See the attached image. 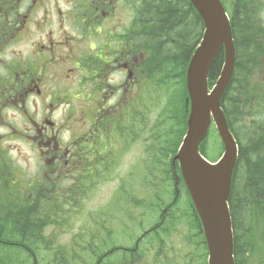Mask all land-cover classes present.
<instances>
[{"label":"rangeland","instance_id":"obj_1","mask_svg":"<svg viewBox=\"0 0 264 264\" xmlns=\"http://www.w3.org/2000/svg\"><path fill=\"white\" fill-rule=\"evenodd\" d=\"M29 1L25 0V6ZM85 2L86 0H44L35 17L40 20L44 15L51 18L46 26L41 22L42 31L53 29L57 37L62 30L67 31L68 35L81 36V27L76 30V20L71 14L78 13L82 18ZM225 2L229 14L231 1ZM118 12L129 25L133 18L131 6L128 3L125 6L121 4ZM261 15L264 23L263 11ZM29 36L6 45L5 50L3 45L0 52H4L0 56L16 57L20 51L31 49L34 42L39 40L40 33L31 38ZM180 64L182 65L177 61L172 71L166 69L162 72L164 78L171 74L169 77L172 84L176 82L172 77L177 74L175 69H178ZM2 70L0 66V72ZM148 72L149 77L141 85L136 127L131 123L130 140H127L128 126L123 122L118 129H112L103 137L102 148L108 158L105 168H101L98 159H92L95 160V174L86 176L85 181L76 183L73 177L71 180H60L58 188L62 192V207L69 215L68 220L62 222V225L51 223L47 226L43 231L47 240L42 245L48 249L43 248L44 251L39 254L37 261L26 258L23 264H60L59 259L64 256L68 258L67 264H95L99 255L94 256L90 252L88 248L91 245L99 246L103 252L110 251V259L115 264H122L125 259L121 251L110 250L113 245L124 246L130 253L134 249L143 254V260L136 261L137 264H207V248L196 227L186 186L181 180L177 194L174 184L179 176H169L166 173L170 156L165 155L166 151L163 153L162 149L171 150L174 146V137H171L173 130L162 117L169 93L165 95L157 92L154 77L149 70ZM67 82L71 81L64 79L62 84ZM175 87L173 85V92ZM78 98L71 100V104L74 110L80 113L81 101ZM28 103L30 110L34 112L35 98H30ZM37 105L41 111V102L37 101ZM65 105L66 103L54 116L63 124L67 123L63 122L65 117L62 115ZM39 116L34 118L39 121ZM7 117L9 127L0 129V134L4 135L2 147L7 153L6 160L9 161L10 158L19 169L16 171L18 176H14L12 172L13 176H8V179H14V192L26 200L29 196V186L32 184L30 182L41 181L45 177L33 176L42 166L38 151L29 139L12 129L13 127L23 131L30 125L29 120L14 108L7 110ZM73 124L74 131L81 128L78 119ZM236 127L238 132H242L239 124H236ZM122 133L125 135L122 136ZM71 134V130L65 129L61 131V138L68 140ZM202 152L212 161L218 160L224 152L222 140L214 125L203 142ZM98 156L101 160V156ZM103 173L104 176H98ZM69 186L71 188L66 189ZM155 193L161 197L159 201L154 200ZM9 200V196L0 191V201ZM125 258L126 262L131 263L130 254Z\"/></svg>","mask_w":264,"mask_h":264},{"label":"trees","instance_id":"obj_2","mask_svg":"<svg viewBox=\"0 0 264 264\" xmlns=\"http://www.w3.org/2000/svg\"><path fill=\"white\" fill-rule=\"evenodd\" d=\"M230 1L236 66L222 106L239 144V157L229 197L235 263L264 264V23L261 15L264 12V0ZM23 3L24 0H0V49L14 31ZM137 12L138 48L150 51L144 67L151 68L149 71L154 77L157 92L165 95L169 93L162 117L173 130L171 137H174V146L171 150L162 149L163 153L166 151L165 155L170 156L166 173L169 176H181L179 167L173 163V157L184 136L189 114V107L186 106V69L203 35L204 24L190 0H137ZM224 59L222 50L209 72L210 86L220 76ZM177 61L182 65L175 69L177 74L172 78L176 82L172 84L171 74L164 78L162 72L166 69L172 71ZM173 85L176 86L174 92ZM236 124L240 125L242 132L237 131ZM127 126V140H130V116ZM5 155L7 153L4 151L0 153V157L5 158L3 167H0V191L7 194L10 200L0 201V264H23L26 258L35 262L39 254L48 249L42 245L47 240L43 236L45 228L51 223L62 225L69 217L62 207V192L58 188L61 183H52L45 178L30 182L29 196L24 200L14 192V179H10L11 182L8 179V176H13L15 164L10 158L7 161ZM85 177L77 176V181H84ZM153 197L156 201L161 199L156 193ZM155 205L156 202L153 207ZM193 216L206 247L201 222L195 210ZM88 249L94 256L99 255L95 264H115L110 259V251L103 252L96 245ZM110 250L122 252L125 259L122 264H137L136 261L143 260V254L134 249L130 253L124 246L113 245ZM127 254H130L131 263L126 262ZM61 258L60 264L68 263V258Z\"/></svg>","mask_w":264,"mask_h":264},{"label":"flooded vegetation","instance_id":"obj_3","mask_svg":"<svg viewBox=\"0 0 264 264\" xmlns=\"http://www.w3.org/2000/svg\"><path fill=\"white\" fill-rule=\"evenodd\" d=\"M43 3L30 0L19 10L14 31L3 44L5 50L21 37L40 33L31 49L20 51L16 57L0 56V129L9 127V108L20 111L30 125L23 131L12 129L29 139L38 151L42 166L33 176H44L57 184L67 176L65 180L73 177L77 183V176L95 174L92 159H98L102 169L108 163L102 148L104 136L121 123L127 124L129 116L136 127L140 85L151 69L144 67L148 49L138 48L137 0H86L82 18L78 13L71 14L76 30L81 27V36L62 30L59 37L53 29L42 31V23L48 25L51 18L35 17ZM126 3L133 11L129 25L118 12ZM64 79L71 82L62 84ZM32 97L34 112L28 103ZM75 98L81 101L80 113L71 104ZM37 101L41 102V111ZM65 103L62 115L67 123L63 124L54 116ZM38 115L39 121L34 118ZM77 119L81 128L74 131ZM65 129L72 131L68 140L61 138ZM3 138L0 134V153L6 152ZM4 160L0 157V167ZM16 171L17 166L12 169L14 176H18ZM179 184L177 178V194Z\"/></svg>","mask_w":264,"mask_h":264},{"label":"water","instance_id":"obj_4","mask_svg":"<svg viewBox=\"0 0 264 264\" xmlns=\"http://www.w3.org/2000/svg\"><path fill=\"white\" fill-rule=\"evenodd\" d=\"M204 23V33L188 64L187 130L174 157L178 161L208 247V264H236L234 229L229 205L239 146L222 107L224 92L235 65V46L230 17L222 0H191ZM224 49L225 64L215 85L209 72ZM212 123L222 139L224 152L210 162L200 152Z\"/></svg>","mask_w":264,"mask_h":264},{"label":"bare ground","instance_id":"obj_5","mask_svg":"<svg viewBox=\"0 0 264 264\" xmlns=\"http://www.w3.org/2000/svg\"><path fill=\"white\" fill-rule=\"evenodd\" d=\"M223 1V0H222ZM190 2H191V0H190ZM224 3V2H223ZM191 4H192V2H191ZM193 5V4H192ZM194 7V6H193ZM226 8V7H225ZM196 10V9H195ZM197 11V10H196ZM227 11V10H226ZM198 13V12H197ZM199 14V13H198ZM200 16V15H199ZM204 24V23H203ZM232 31H233V29H232ZM233 40H234V46H235V65H236V45H235V39H234V35H233ZM222 50H224V49H222ZM221 50V51H222ZM224 56H225V53H224ZM224 64H225V61H224ZM224 64H223V67H224ZM235 65H234V70H235ZM222 70H223V68H222ZM233 70V75L235 74V71ZM221 73H222V71H221ZM233 75H232V77H233ZM232 77H231V80H232ZM231 80H230V82H231ZM230 82H229V84H230ZM229 84H228V86H229ZM228 86H227V88H228ZM227 88H226V90H227ZM226 90H225V92H226ZM225 92H224V95H225ZM224 95H223V97H224ZM188 111H190V107L188 108ZM188 116H189V114H188ZM187 119H188V117H187Z\"/></svg>","mask_w":264,"mask_h":264}]
</instances>
